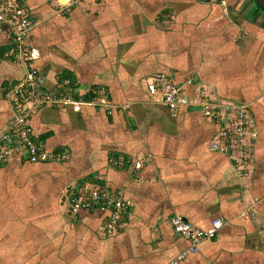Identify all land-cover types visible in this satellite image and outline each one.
<instances>
[{
  "label": "crops",
  "instance_id": "1",
  "mask_svg": "<svg viewBox=\"0 0 264 264\" xmlns=\"http://www.w3.org/2000/svg\"><path fill=\"white\" fill-rule=\"evenodd\" d=\"M19 1L35 21L26 43L44 90L72 77L84 103L28 118L43 160L0 163V264H166L184 252L179 264H264V12L253 0ZM8 41L3 26L0 132L15 116L6 89L23 75L1 56ZM161 73L249 108L257 139L241 161L210 150L217 123L156 103ZM97 88L104 101L93 102ZM82 189L127 203L121 229L106 233L110 208L71 212ZM175 215L223 226L189 253Z\"/></svg>",
  "mask_w": 264,
  "mask_h": 264
},
{
  "label": "built area",
  "instance_id": "2",
  "mask_svg": "<svg viewBox=\"0 0 264 264\" xmlns=\"http://www.w3.org/2000/svg\"><path fill=\"white\" fill-rule=\"evenodd\" d=\"M222 5L226 0H217ZM35 25L30 11L19 0H0V28L6 26L9 31V41L3 48L2 57L6 61L17 64L23 69L21 79L6 90V98L14 110V123L0 132V163L11 159L14 154L23 153L31 163H37L44 158L43 145L34 140L27 127L28 118L42 106H72L78 109L84 103L76 99L77 81L74 78H64L49 90H44L43 79L32 67L33 53L26 43V37ZM158 97L156 103L175 114L181 109H192L204 118L219 125L210 150L226 155L232 161H241L247 149L254 146L257 132L254 118L245 105L222 103L214 100L208 94L199 91L188 94L184 84L176 83L169 75L161 73L156 76ZM93 102L104 101L107 91L97 88ZM54 157V156H52ZM62 153L58 160H65ZM56 158V157H55ZM111 209L109 224L106 227L108 235L115 234L123 226V217L128 210L127 203L114 200L102 190H74L70 209L77 214L82 209ZM174 231L189 241V253H197L201 242L213 238L222 228L220 219H213L208 228H200L180 215L170 219ZM186 252L166 264H179Z\"/></svg>",
  "mask_w": 264,
  "mask_h": 264
},
{
  "label": "water",
  "instance_id": "3",
  "mask_svg": "<svg viewBox=\"0 0 264 264\" xmlns=\"http://www.w3.org/2000/svg\"><path fill=\"white\" fill-rule=\"evenodd\" d=\"M253 3L264 12V0H253Z\"/></svg>",
  "mask_w": 264,
  "mask_h": 264
},
{
  "label": "trees",
  "instance_id": "4",
  "mask_svg": "<svg viewBox=\"0 0 264 264\" xmlns=\"http://www.w3.org/2000/svg\"><path fill=\"white\" fill-rule=\"evenodd\" d=\"M5 45H6V44H5ZM5 45H4V46H5ZM4 46H3V48H4ZM3 48H2V53H3ZM2 53H1V56H2ZM2 58H3V57H2ZM8 62H9V61H8ZM64 78H72V77H64ZM64 78H61L60 81H62ZM60 81H59V82H60ZM13 85H14V84H13ZM9 87H10V86H9ZM7 89H8V88H7ZM7 89H6V90H7ZM249 111H250V110H249ZM97 183L100 184V182H97ZM213 238H214V237H213ZM211 239H212V238H211Z\"/></svg>",
  "mask_w": 264,
  "mask_h": 264
}]
</instances>
